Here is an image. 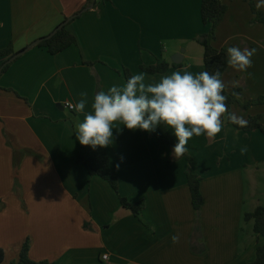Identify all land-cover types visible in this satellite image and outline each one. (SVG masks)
<instances>
[{
	"label": "crops",
	"instance_id": "obj_1",
	"mask_svg": "<svg viewBox=\"0 0 264 264\" xmlns=\"http://www.w3.org/2000/svg\"><path fill=\"white\" fill-rule=\"evenodd\" d=\"M86 2L0 0V51L13 43L18 53L49 36ZM224 2L228 12L216 31L214 48H255L253 58L261 53L264 60V23L253 22L249 1ZM201 9L202 0L100 2L69 25L76 45L55 56L35 47L0 77V250L5 253L4 264L18 261L27 239L32 260L54 264L255 261L259 244L254 222H245L244 216L257 209L253 204L247 209V176L256 185L264 164L261 131L239 130L225 114L223 129L214 139L201 135L188 141L185 155L193 159L194 172L203 178L202 239L195 242V249L204 251L199 253L193 251L191 242L197 214L186 157L175 159L173 150L159 145L150 132L123 125L119 131L113 129V143L105 148L111 169L122 196L145 202L143 223L121 205L108 182L91 177L78 164L82 145L76 129L84 114L65 105L77 103L80 93L87 92L85 112L91 111L95 93L126 83L125 68L135 75L143 72L142 65L159 60L174 63L173 58L181 53L183 67L171 68L165 75L185 67L200 73L204 48L197 40L209 31ZM257 10L264 13L262 7ZM226 25L233 30L231 35L224 34ZM4 61L0 58V67ZM231 69L222 79L228 91L236 88L231 82L247 78V73H230ZM165 75L146 74L145 83L159 82ZM245 146L248 151L241 155ZM173 235H179L178 243L172 242Z\"/></svg>",
	"mask_w": 264,
	"mask_h": 264
},
{
	"label": "clouds",
	"instance_id": "obj_2",
	"mask_svg": "<svg viewBox=\"0 0 264 264\" xmlns=\"http://www.w3.org/2000/svg\"><path fill=\"white\" fill-rule=\"evenodd\" d=\"M264 6L259 0L256 7ZM257 49L227 48V64L238 72H246L253 66L252 57ZM251 76V73H248ZM146 73L132 75L122 86L113 85L107 92L95 93L91 111L85 112L88 93L81 92V99L73 104L65 102L67 108L84 114V120L77 124L76 134L83 146L106 148L113 143V129L123 125L128 130L152 132L158 125L171 128L177 139L173 149L175 159L183 156L186 145L193 136L205 135L214 139L223 129V117L240 127L248 121L242 116L228 112L224 92L228 85L221 78L219 70L214 73L202 71L193 74L187 67L162 76L159 82L145 83ZM237 87L238 82H231ZM232 96H239L232 92ZM247 147L240 149L241 155ZM119 167V165H117ZM179 235H173V243L179 242Z\"/></svg>",
	"mask_w": 264,
	"mask_h": 264
},
{
	"label": "trees",
	"instance_id": "obj_3",
	"mask_svg": "<svg viewBox=\"0 0 264 264\" xmlns=\"http://www.w3.org/2000/svg\"><path fill=\"white\" fill-rule=\"evenodd\" d=\"M103 1L106 2L111 0H87L85 6L80 11H78L71 18H68L63 23H61L49 36L43 38L44 41L36 47L46 48L51 55L55 56L76 45L77 38L68 30L69 25L76 19L80 18L88 10H90L91 8H95L100 2ZM248 1L250 3L253 14H255L253 22L264 23V14L257 10L256 5L252 0ZM201 12L203 23L209 27L208 33L202 35L197 40L198 43L204 48V69L202 71L214 73L215 71L219 70L221 72V78L223 79L225 72L229 68V65L227 64V48L217 50L214 48L213 42L216 39V31L228 12V4L224 2V0H202ZM16 54L17 52L14 49L13 43H10L5 49L0 51V58L5 59L0 67V77L3 76L10 69V67L21 58L20 57L13 62H9ZM181 67H183L182 64L169 63L165 60H159L154 65H142L141 70L144 73L150 75H165L170 71L171 68ZM123 75L127 82V80L133 75V73L131 72V70L125 68L123 70ZM232 92L238 93V98L232 96ZM242 93L243 88L241 87H236L232 91H228L227 89L225 90L224 95L227 96L226 105L228 112L233 113V106L239 102V97L242 95ZM262 105H264V95L246 102L245 104H243V108L247 110L250 107ZM227 121L229 124L244 132L259 130L264 134V126L262 122L263 116L261 115L249 117L247 120L248 125L246 127H240L239 125L233 124L228 119ZM150 134L152 137H155L158 140L159 145L168 146L172 150L174 149L175 144L178 142L171 136L169 129L166 128L163 124L158 125L154 131L150 132ZM183 156H185L187 161L189 162V168L186 171V176L191 193L192 206L197 214V222L191 240L192 249L194 252L202 253L204 250L197 251L195 249V242L202 239L200 216L204 204V197L201 190L203 178L194 172L192 168L194 165L193 159L185 154ZM171 162H173V160ZM78 164L84 166L88 170L91 177H99L108 182L118 196L121 205L125 209L131 211L136 218L143 222L142 213L145 209V202H131L127 198L122 196L120 192L119 179L111 169L110 157L105 148H101L98 146L93 149L91 146L82 145L78 155ZM244 221L254 222V233L259 244L256 259L251 264H264V205L257 207V209L253 213H246L244 216ZM4 261L5 253L3 250H0V264H4ZM11 264L54 263L49 261L36 262L32 260L30 257V239H27L21 250L18 261Z\"/></svg>",
	"mask_w": 264,
	"mask_h": 264
},
{
	"label": "rangeland",
	"instance_id": "obj_4",
	"mask_svg": "<svg viewBox=\"0 0 264 264\" xmlns=\"http://www.w3.org/2000/svg\"><path fill=\"white\" fill-rule=\"evenodd\" d=\"M261 7L262 9H264V6ZM232 33L233 30L230 29L229 25H226L224 29V34L231 35ZM260 34L261 33L259 32V28H258L257 31L258 38L260 37ZM257 48L259 50V47ZM252 63L253 66L245 72L247 73V78L241 77L242 79L238 81L237 87L243 88V93L239 97V102L235 104V106H233L232 112L237 116H242L244 119L248 117L261 115L263 116L262 122L264 126V106H254V107H250L247 110L243 108V104H245L246 102L256 99L261 95H264V60L262 59L261 53H258L255 59L252 57ZM233 70L234 69L232 68L230 73H233ZM248 73H251V76H249ZM258 174H259V179L257 180L256 185L254 186H253L252 177L247 176L248 211H249V204L251 205L250 207H252V204L256 205V207L264 205V164L261 165Z\"/></svg>",
	"mask_w": 264,
	"mask_h": 264
},
{
	"label": "water",
	"instance_id": "obj_5",
	"mask_svg": "<svg viewBox=\"0 0 264 264\" xmlns=\"http://www.w3.org/2000/svg\"><path fill=\"white\" fill-rule=\"evenodd\" d=\"M51 37V36H50ZM44 41V39H40L36 42H34L33 44H31L28 48H26L23 51L18 52L15 56L12 57V59L9 62H13L14 60L22 57L23 55H25L30 49L40 45L42 42ZM183 54H177L174 58H173V62L176 64H181L183 61Z\"/></svg>",
	"mask_w": 264,
	"mask_h": 264
},
{
	"label": "built area",
	"instance_id": "obj_6",
	"mask_svg": "<svg viewBox=\"0 0 264 264\" xmlns=\"http://www.w3.org/2000/svg\"><path fill=\"white\" fill-rule=\"evenodd\" d=\"M69 109H70V108H69ZM70 110H73V109H70ZM103 259H104L105 261H107V260H109V256H108V255H104Z\"/></svg>",
	"mask_w": 264,
	"mask_h": 264
}]
</instances>
